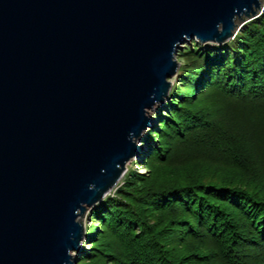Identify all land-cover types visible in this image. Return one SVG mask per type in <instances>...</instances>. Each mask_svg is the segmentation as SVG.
Instances as JSON below:
<instances>
[{
    "label": "water",
    "instance_id": "1",
    "mask_svg": "<svg viewBox=\"0 0 264 264\" xmlns=\"http://www.w3.org/2000/svg\"><path fill=\"white\" fill-rule=\"evenodd\" d=\"M264 0H0V264H74L186 42L221 45Z\"/></svg>",
    "mask_w": 264,
    "mask_h": 264
},
{
    "label": "trees",
    "instance_id": "2",
    "mask_svg": "<svg viewBox=\"0 0 264 264\" xmlns=\"http://www.w3.org/2000/svg\"><path fill=\"white\" fill-rule=\"evenodd\" d=\"M176 57L141 136L145 171L91 208L76 264H264V9Z\"/></svg>",
    "mask_w": 264,
    "mask_h": 264
},
{
    "label": "rangeland",
    "instance_id": "3",
    "mask_svg": "<svg viewBox=\"0 0 264 264\" xmlns=\"http://www.w3.org/2000/svg\"><path fill=\"white\" fill-rule=\"evenodd\" d=\"M264 9V8H263ZM263 11V10H262ZM261 11V12H262ZM237 32V31H236ZM231 40V39H230ZM229 40V41H230ZM194 41V40H193ZM228 42V41H227ZM190 43L191 42H186L185 44H183V46L184 45H190ZM226 43V42H225ZM199 44V43H198ZM199 45H201V44H199ZM203 45H215V44H203ZM182 48H180V50H181ZM179 51V50H178ZM177 51V52H178ZM175 59H176V61L178 60V68H179V66H180V64L182 63V60H179V57H176L175 56ZM178 68H177V70H178ZM176 73H177V71H176ZM176 73H175V76L173 77V78H170V82H171V85L175 82V79H176ZM171 85H170V87H171ZM169 92V91H168ZM167 97V96H166ZM165 97V98H166ZM165 100V99H164ZM164 102V101H163ZM158 105L159 104H156V105H154L153 106V108L152 109H148V114H149V116H151L152 117V121L153 120H155V117L152 115L153 113H154V110H155V108H157L158 107ZM161 105V104H160ZM154 118V119H153ZM152 124V123H151ZM151 127V126H150ZM148 128V127H147ZM146 128V129H147ZM143 132H144V130H143ZM142 132V133H143ZM142 133H141V135L140 136H138V138H137V144H139V145H141V147L144 149V143H142V141H141V136H142ZM143 149H141L140 151H139V153H138V156L135 158H131L130 160H128L127 161V163L125 164V171H124V173L128 170V169H136L137 167H138V171H142V172H144L145 170H144V168L142 167V165L144 164V156H143V153L141 152ZM123 173V174H124ZM123 176V175H122ZM122 176H121V178L119 179V181L117 182V184L114 186V188H112L106 195H112V193L115 191V189H116V187L118 186V184H120V182H121V179H122ZM105 195V196H106ZM103 198H104V196H103ZM102 198V199H103ZM101 199V200H102ZM100 200V201H101ZM98 203V202H97ZM96 203V204H97ZM94 206V205H93ZM92 206V207H93ZM91 207V208H92ZM91 208H88L86 211H85V213H84V216H83V226H84V231H85V228H86V225L87 224H89V220H90V217H89V215H90V210H91ZM87 242H86V240H84V237H83V239H82V241H81V244H80V248H81V246H83V247H85V246H87ZM80 253H81V250H79V252H77V253H75V256H76V261H77V259L80 257ZM76 261H75V263L74 264H76Z\"/></svg>",
    "mask_w": 264,
    "mask_h": 264
},
{
    "label": "bare ground",
    "instance_id": "4",
    "mask_svg": "<svg viewBox=\"0 0 264 264\" xmlns=\"http://www.w3.org/2000/svg\"><path fill=\"white\" fill-rule=\"evenodd\" d=\"M154 119V118H153Z\"/></svg>",
    "mask_w": 264,
    "mask_h": 264
}]
</instances>
